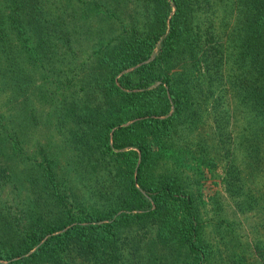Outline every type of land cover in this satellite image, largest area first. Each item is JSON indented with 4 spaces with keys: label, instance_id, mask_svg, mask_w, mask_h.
<instances>
[{
    "label": "trees",
    "instance_id": "1",
    "mask_svg": "<svg viewBox=\"0 0 264 264\" xmlns=\"http://www.w3.org/2000/svg\"><path fill=\"white\" fill-rule=\"evenodd\" d=\"M207 117L200 158L214 165L223 147L227 196L264 210V0H0V264H221L206 229L243 264L235 220L214 202L207 228L159 163ZM38 124L60 131L69 170L48 142L31 145L39 157L19 146ZM239 158L263 175L259 195ZM251 244L264 259L262 239Z\"/></svg>",
    "mask_w": 264,
    "mask_h": 264
},
{
    "label": "rangeland",
    "instance_id": "2",
    "mask_svg": "<svg viewBox=\"0 0 264 264\" xmlns=\"http://www.w3.org/2000/svg\"><path fill=\"white\" fill-rule=\"evenodd\" d=\"M93 17L94 19H96L95 13L93 14ZM99 24H104V22H101ZM47 83L49 84L48 81ZM54 87L55 86L53 85V88ZM44 102L45 101L43 99H39L36 103L37 105H40ZM41 116L42 112H39V118H41ZM187 126L188 125H186V127ZM215 127L216 124L213 123L210 117H207L203 122L199 121L186 134V139H189L192 144L190 147H188L189 149L187 148L184 152L180 154L177 146H174V148H172L166 154V156H164L163 159L159 161V163L161 164V167H165L166 170L176 171V174H178L179 177L182 179L183 184L186 186V188L189 189L196 196V202L198 207L200 208L201 214L206 217H209L206 221L208 222V224L206 225L207 228H210L211 224L209 223L214 221L217 217L212 216L213 209L211 210V208H213L212 204L214 202L215 203L213 205L219 203V205L224 208V211L222 210V212L224 213V217L233 218L235 220L233 223V228L235 229V232L238 234V237H241V242H248L249 244V247L244 252L246 253V258L244 259L243 264H256V262H258L259 264H264V259L258 257L259 255H255L257 253L253 250V244H251L253 239L256 238L262 239V242L264 243V210L260 209L257 206L254 208H244V211L237 210L231 199L227 196L224 190L223 177L226 176L225 167L228 165L230 154L229 152L225 153L223 147L216 146L212 147L211 150H209V155L213 156L214 165H211L208 161L204 160L203 158H200L199 156L200 141H198V139H202L204 131L208 133L207 135H205L206 139H211L209 135H214ZM34 132L35 139H22L23 141L19 143V146L26 150L27 153L33 152L32 150L34 149L35 152L33 153L35 154V156L39 157L40 154L36 149V145H31L36 143V141L39 142V145L48 142L55 155L58 157V162L56 161L55 163V167H57L56 170L58 172H61V170H59L60 167L66 168L63 164V159L66 158L67 155L65 149L62 146L64 140L61 139L62 135L59 133L60 131L57 130L55 126L52 127L51 124L47 127L38 124L34 126ZM45 137L50 139H46ZM238 148H240V146H238ZM3 149V155L6 154V157H10L11 159H13V156H15L14 151L17 150V147L12 142V140H9V142H5L3 144ZM240 159L242 158L235 159V161L239 164L242 170V184L243 186L247 187L248 190L250 189V191H252L254 194L256 193L255 196H257L261 192V180L258 181V179H262L263 175H259V173H257L256 176L248 175L243 160ZM66 169L69 170L70 168L68 167ZM76 174L77 172L75 173V171H73L72 169L70 170V177L71 175ZM5 187L8 188L4 189L1 193V199L4 203H8L13 200L14 197L12 196L15 195L13 191L9 189L11 188L10 185H7ZM81 188V184L78 183V185L75 186V189L77 191L74 190V193L71 195V197L75 201L76 199H78L80 201V204L84 205L85 199H82L80 197ZM14 191L16 190L14 189ZM262 192L264 193V191ZM217 199L219 200V202H216ZM263 200L264 199L262 198V200L259 201V204ZM220 223L222 224L221 221ZM204 233L206 237L210 236V239L212 240V245L215 246L217 254L215 258L216 261H220L221 264H232V262L230 261L231 259H227L229 251H224V245L222 244V242L220 243L218 234L215 232H211L208 229L204 230ZM236 246L237 244L233 247ZM231 253L233 256H235L234 252L231 251ZM174 264L182 263L179 259V261Z\"/></svg>",
    "mask_w": 264,
    "mask_h": 264
},
{
    "label": "water",
    "instance_id": "3",
    "mask_svg": "<svg viewBox=\"0 0 264 264\" xmlns=\"http://www.w3.org/2000/svg\"><path fill=\"white\" fill-rule=\"evenodd\" d=\"M151 57V56H150ZM148 60V58H146V59H144V60H142V61H147Z\"/></svg>",
    "mask_w": 264,
    "mask_h": 264
}]
</instances>
